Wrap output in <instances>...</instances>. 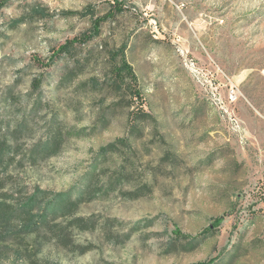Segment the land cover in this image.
<instances>
[{
	"label": "rangeland",
	"instance_id": "obj_1",
	"mask_svg": "<svg viewBox=\"0 0 264 264\" xmlns=\"http://www.w3.org/2000/svg\"><path fill=\"white\" fill-rule=\"evenodd\" d=\"M122 1L98 36L51 65L112 0L0 8V139L11 144L0 192L17 205L0 222V264H264V0ZM125 43L141 97L114 80L113 51ZM141 109L142 133L122 145ZM56 130L55 154L25 156ZM88 181L97 194L22 230L34 189Z\"/></svg>",
	"mask_w": 264,
	"mask_h": 264
},
{
	"label": "trees",
	"instance_id": "obj_2",
	"mask_svg": "<svg viewBox=\"0 0 264 264\" xmlns=\"http://www.w3.org/2000/svg\"><path fill=\"white\" fill-rule=\"evenodd\" d=\"M10 0H0V8L6 6ZM124 10V2L122 0H112L110 3L109 10L101 16H97L92 20V25L89 31L83 32L78 36H74L73 38L67 39L63 44H61L58 48L53 51V54L49 58L48 62L45 65H51L58 56L62 54L71 53L75 48L76 44H84L94 37L98 36L101 32L102 23L109 19L117 16V14L121 13ZM127 44H123L117 50L113 51L114 57H116V62L112 65V71L114 73L115 83L118 84L119 88H122L124 85L128 86L129 91L132 92L133 96L141 97V91L137 86V74L133 69L132 64L129 62L126 56ZM42 76H38L33 78L32 87L33 89H39L42 84ZM131 83H135L132 85ZM150 114L145 112L143 109L138 113H134L131 116V124L129 126V136L127 138L121 139L119 138V142L122 145H131V139L133 135L138 131L139 135L142 133V129L138 125V121L136 120L138 117H149ZM9 126V125H8ZM25 122H21L16 127V133L22 134L24 129ZM62 143V135L60 130H56L45 142H38L33 145L29 153L25 156L29 157L32 160H36L38 156L41 157H50L52 154H55ZM11 144L7 143L5 140L0 139V164L6 160L8 154H10ZM116 148L115 143H109L106 146L100 148V151L106 155L108 152H113ZM16 152L12 155L15 156ZM23 156L21 161H23L26 157ZM97 163V161H96ZM96 168H93L92 173H94ZM95 175V173H94ZM90 179V178H89ZM92 181V179H91ZM89 182V181H88ZM86 182V184L82 185L83 187L78 190L69 189L66 191H59L56 193H50L46 190H41L40 188L34 189L32 194L28 195L21 207L23 211L26 213V221L23 223V231H33L36 228H40L41 225L44 226L48 223L49 215H58L65 210L72 209L78 203H80L86 194L91 196L97 194L96 190L100 187L92 188L91 182ZM93 184V181H92ZM88 188V190H87ZM11 196L7 195L4 192H0V222H2L6 227H8L11 223V217L13 213H16L17 205L13 206L11 202L8 201V198ZM37 209V213L35 212ZM221 223V218L217 217L213 224L204 229V232H210L216 227H218ZM10 228V227H9ZM7 228V234L13 233L12 229ZM1 234V233H0ZM218 257H214L209 262H199L196 264H217L219 260Z\"/></svg>",
	"mask_w": 264,
	"mask_h": 264
},
{
	"label": "built area",
	"instance_id": "obj_3",
	"mask_svg": "<svg viewBox=\"0 0 264 264\" xmlns=\"http://www.w3.org/2000/svg\"><path fill=\"white\" fill-rule=\"evenodd\" d=\"M188 67L193 70L194 72H198L199 68L196 64V62L194 60H190L189 62H187ZM231 98L235 99L237 97V91L235 88L231 89V94H230Z\"/></svg>",
	"mask_w": 264,
	"mask_h": 264
}]
</instances>
